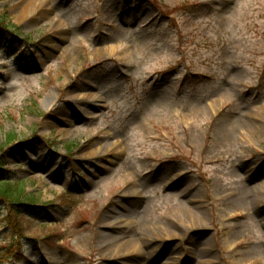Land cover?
Returning a JSON list of instances; mask_svg holds the SVG:
<instances>
[{
	"label": "rangeland",
	"instance_id": "374dc122",
	"mask_svg": "<svg viewBox=\"0 0 264 264\" xmlns=\"http://www.w3.org/2000/svg\"><path fill=\"white\" fill-rule=\"evenodd\" d=\"M0 21V179L24 182L0 264H264V0H0Z\"/></svg>",
	"mask_w": 264,
	"mask_h": 264
},
{
	"label": "trees",
	"instance_id": "16d2710c",
	"mask_svg": "<svg viewBox=\"0 0 264 264\" xmlns=\"http://www.w3.org/2000/svg\"><path fill=\"white\" fill-rule=\"evenodd\" d=\"M0 28L1 29H5L6 27L4 26V24L1 23L0 21ZM10 32H12L11 30H9ZM29 39L25 38L24 42H28ZM13 138V137H12ZM48 147L49 148H53V143L52 141L48 142ZM1 148V146H0ZM67 150L68 152L71 151V146H67ZM4 164H3V160L0 159V171H8L6 169H4ZM24 182L20 181V180H14L11 178H4V179H0V199H3L4 201H7L8 204H10L11 206L17 208L15 211L19 212L18 206H22L24 203H20L19 200H21L23 198V189H24ZM28 202L30 203H35L38 202L39 199L36 197H29L27 198ZM13 246V244H12Z\"/></svg>",
	"mask_w": 264,
	"mask_h": 264
},
{
	"label": "bare ground",
	"instance_id": "6f19581e",
	"mask_svg": "<svg viewBox=\"0 0 264 264\" xmlns=\"http://www.w3.org/2000/svg\"><path fill=\"white\" fill-rule=\"evenodd\" d=\"M42 252V251H41Z\"/></svg>",
	"mask_w": 264,
	"mask_h": 264
}]
</instances>
